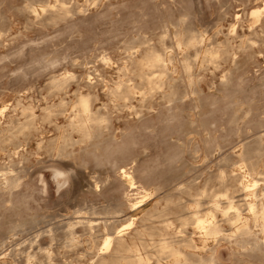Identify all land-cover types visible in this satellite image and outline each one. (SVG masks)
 I'll list each match as a JSON object with an SVG mask.
<instances>
[{"label":"rangeland","instance_id":"rangeland-1","mask_svg":"<svg viewBox=\"0 0 264 264\" xmlns=\"http://www.w3.org/2000/svg\"><path fill=\"white\" fill-rule=\"evenodd\" d=\"M263 7L264 0H0V111L6 108L0 113V264H94L107 225L134 220L125 231L131 233L157 202L165 207L162 196L191 180L212 194L224 192L215 178L220 173L246 175L244 145L260 140L264 146V13L260 22L250 15ZM189 31L203 34L215 52L230 43L229 56L217 52L216 63L191 51L197 93L184 80V100L170 102L157 92L143 104L139 89L126 101L115 99L118 86L139 87L131 63V57L140 58L139 47L172 54L180 74L186 49L179 41ZM56 81L64 82L57 88ZM79 94H90L111 122L103 125L98 146L80 143L72 133L76 143L62 153ZM8 177L17 178L15 190L6 188ZM183 201L192 203L187 196ZM168 216L178 227L175 214ZM255 226L263 250L246 255L215 239L205 244L192 226L187 230L198 255L219 249L218 264H264V233ZM70 228L76 230L72 239L65 235Z\"/></svg>","mask_w":264,"mask_h":264},{"label":"bare ground","instance_id":"bare-ground-1","mask_svg":"<svg viewBox=\"0 0 264 264\" xmlns=\"http://www.w3.org/2000/svg\"><path fill=\"white\" fill-rule=\"evenodd\" d=\"M61 10L63 12H69L68 11L69 9L67 10L65 8H62ZM263 13H264V7L253 9V10H251V13H250L251 19L252 18L257 19L258 22H260L261 18L263 17L262 16ZM48 15H51V14H48ZM182 21H184V20H181V24H183ZM252 23H256V22L253 20ZM178 24H180V23H177V25ZM175 25L176 24H174V26ZM191 25H193V24H191ZM179 28H178V30H179ZM184 29H185V27H184ZM188 29H190V28H188ZM184 31H183V33H184ZM185 35L182 34L180 41H179V46L185 47V49H186V52L183 54V58H182L181 63H180L181 70H182L180 74L177 73V70H176L177 66H176V62H175L176 59H175V56H173L172 54L160 52L156 48L150 47V46L147 48L139 47V50L141 52L140 58L137 59V58H134V56L131 57V63H132V66L134 68L135 75H136V77L139 78V81H140V83H138L139 87H131L129 85L125 89H122L121 86H118V88L113 92V95H115V99L117 98L118 100L126 101L127 99H130L134 93H135L134 96H136L135 90L139 89V95L142 98V101H140V103L143 102V104L148 99L149 96H154V93H157V92L161 93L163 98L167 101L172 102V101L181 100L183 97L187 96V94H188L187 91H184L183 93H181V91H180V85L183 83L184 80H188L191 91L193 93H197L198 84L200 81H198L196 79V77L194 76L196 69L194 70V62L191 59H194L195 57L191 58V51H195V53H197V54L200 52L204 53L203 59L199 57L203 62L210 61L212 63H216V62H218L217 52H218V54H219V52H220V54L223 53V55H225V58L229 56L230 48H229L228 44H230V43L227 42L228 40L223 41L224 43L227 42L228 44H224L225 46L223 47V49L220 48L221 49V50L219 49L220 51L215 52L211 49H208L205 46V43H206L205 38L206 37L204 38L203 34H199L196 32L192 33L189 31ZM162 37H165V34ZM249 40L242 42L243 48L246 49L248 47V45H251ZM171 44H172V42L170 43V45ZM207 46H210V45H207ZM171 47L173 48V45ZM133 48L134 47H128V50H132ZM172 48H170V49L172 50ZM232 48H233V46H232ZM136 51L138 52V50H136ZM252 53H253V51H252ZM132 54H134V53L132 52ZM197 54H195V55H197ZM175 55H176V53H175ZM178 58H180V57H178ZM234 62H236V61L234 60ZM170 66L174 67V71L171 70L172 68H170ZM197 69H199V68H197ZM193 70H194V72H193ZM177 74H178V76H177ZM223 77H226V75ZM229 77H230V74H229ZM228 80H229V78H228ZM64 81H65V79H64ZM64 81H56L54 84L58 88V87L62 86ZM182 86H183V84H182ZM238 86H240V85H238ZM232 88H234V87H232ZM234 90H235V88H234ZM152 99H154V98H152ZM183 100H184V98H183ZM61 105H64V103L62 102ZM143 107H144V105H143ZM119 108H120V106H119ZM73 109L74 110L72 111V114H71L70 120H69V125H68L69 128L71 129V133L62 138L63 144L59 147V151L62 152L65 150L67 145L72 144V143H76L71 136L72 133L73 134L77 133L80 136V140H79L80 143L90 142V144L92 146H95V147L98 146L99 144L97 143V141L102 136V127L104 124L107 125L108 123L111 122L110 117L105 115V114H102L101 113L102 110H100L99 108L97 110L95 109L94 98L90 94L89 95L79 94L76 97V101L73 104ZM134 109H133V111H134ZM4 110L2 109L0 111V113H4L3 112ZM45 110L50 111V107L46 108ZM146 111H150V110L148 109ZM47 113H49V112H47ZM135 114H136V111H135ZM33 118L34 117L32 115L30 117V119L27 121L29 126L32 125ZM231 120H234V119H231ZM11 125H13V124H11ZM195 125H197V124H195ZM12 127H14V126H12ZM149 127L150 126H148V128ZM197 128H199V127H197ZM204 128L205 127H203L202 129H204ZM194 140H195V138H194ZM115 142H118V141L115 140ZM209 142H211V141H209ZM192 143H194V142H192ZM261 143L262 142H260V140H258L255 142V144H245L244 145V148H243L244 151L242 152L243 153L242 154L243 159H241V160H243L247 164L248 172L246 173V175H242V174L227 175L226 173L222 172L217 177H215L220 182V186L224 189L223 193L208 194L207 189L196 187L194 184L195 182L193 181V183H192V180H191L190 181L191 184L187 183V184H189L188 186L183 187V188L178 189V190H175L173 193H168V194L162 196L160 198V201L165 202V207L163 209H159L158 206H159L160 202H157L156 205L153 206L154 209L146 212L144 214V216L141 218V221L139 224V229L135 228L131 233L125 232V231H127L133 227L134 220L131 221L129 224L118 227V228H114V226L112 224L107 225L109 227V231L107 233H105L106 235L104 236V241H103V246L101 248V252L100 253L97 252L99 254L96 257L95 262L93 261L94 264H149V262L152 259H154L157 264H161L163 259H169L170 264H218L221 261V253H220L218 248L212 247L211 249H209V253L206 256H201V255L197 254L198 246H197L195 240L193 239V237L191 236V234L188 233L187 229L189 226H192L194 228V230L199 232V234L202 238V241L205 244L207 243V240L215 239V241H217L219 246H222L223 245L222 243H225L226 245L229 246V248L236 249L240 253H244V255H246L245 252H260V251H262L263 250V243H262L263 241L261 242L257 236V233L255 235V233L252 230V225L254 224V225L259 226L261 228L262 234L264 233V146ZM175 144H177V143H175ZM51 145H53V144H51ZM72 145H74V144H72ZM108 145H111V144H108ZM55 147H57V146H55ZM109 147L112 148V146H109ZM209 148H210V146H209ZM216 149H218V148H216ZM236 152H238V151H236ZM93 155H92V157H93ZM206 155H207V152H206ZM232 156H235V155H232ZM106 157H108V156H106ZM228 160H230V159H228ZM242 164H244V163H242ZM238 165H239V163H238ZM194 169H195V167H194ZM240 169H242V168L240 167ZM245 171H246V169H245ZM245 171L243 173H245ZM123 174L122 175L125 176V178H127V179H132V180L134 179L132 176H130L131 173L129 175H127L126 170H123ZM56 176L57 177L62 176L61 171L56 172ZM212 178L213 177L210 176L207 179V181L209 182L210 180H212ZM127 182H130V181L127 180ZM133 182H135V181L133 180L131 183H133ZM0 183H2V182H0ZM131 183H128V184L131 185ZM196 184H198V183L196 182ZM17 185H18L17 178L8 177L5 179V186L7 189H9V188L13 189L14 188V190H15V187ZM1 188H2V186L0 184V190H1ZM149 195H152V194H149ZM183 196H187L188 199L192 203L183 201ZM14 201H16V200H14ZM135 206H136V204H135ZM141 209H142V207H141ZM245 211L248 212V215H250V218L244 216L243 213ZM11 212H13V211H11ZM95 212H93V213H95ZM139 213H140V211H139ZM170 214H175L176 219L179 222L178 227H174L175 223L168 216ZM93 215H95V214H93ZM220 217H221V219H220ZM69 225H70V223H69ZM227 226L229 227L228 229H227ZM21 228H23V227H21ZM66 228L67 227L65 225V229ZM89 228L93 229L91 227H89ZM255 229H254V231H255ZM75 231L76 230L70 228L68 230L67 234H65V235L67 236V238L72 239L76 234ZM93 232H95V231H92V233ZM260 236H262V235H260ZM204 243H203V245H204ZM90 244H91V242H90ZM98 251H100V250H98ZM233 255H235V253H233ZM250 255H252V254H250ZM47 257L48 258L51 257L50 252L47 254ZM251 257H253V256H251ZM255 259L252 258V260H255ZM241 260H243V259H241ZM163 263L165 264V262H163ZM245 263H247V262L245 261ZM249 263L251 264V262H249Z\"/></svg>","mask_w":264,"mask_h":264}]
</instances>
